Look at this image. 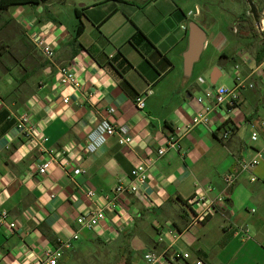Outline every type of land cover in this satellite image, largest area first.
<instances>
[{"label":"crops","instance_id":"obj_1","mask_svg":"<svg viewBox=\"0 0 264 264\" xmlns=\"http://www.w3.org/2000/svg\"><path fill=\"white\" fill-rule=\"evenodd\" d=\"M48 6L13 7L15 17L31 22L28 34L37 24L55 25L49 35L54 57L45 60L23 47L20 60L0 69V211L18 224L16 232L0 228V264H21L74 231L78 239L57 264H145L151 252L164 255L157 264H264V74L257 70L264 65V18L259 16L260 28L240 16L242 9L234 11L237 20L223 15L209 24L202 18L199 25L210 31L185 76L187 22L197 17V7L187 14L173 0H90L74 5L77 20L64 23L61 7L52 12ZM239 22L244 29L237 31ZM60 65L75 68L77 88L55 81ZM238 72L254 83L240 89V102L219 105L208 124L194 126L178 139L179 147L157 156L176 126L208 106L205 91L232 87ZM146 89L151 94L139 110L134 97ZM23 112L41 127L54 156H67L83 171L53 164L38 174L36 166L48 156L29 147L16 127ZM103 119L130 142L120 145L115 134L85 151L88 135ZM223 131L229 132L226 139ZM257 156L252 171L241 170L242 159ZM147 158L153 164L139 193L122 195L119 209L106 211L93 230L79 229L77 216L103 203L86 189L110 195ZM228 174L234 180L226 186ZM207 186L209 196L222 194L225 202L189 227L186 200Z\"/></svg>","mask_w":264,"mask_h":264},{"label":"built area","instance_id":"obj_2","mask_svg":"<svg viewBox=\"0 0 264 264\" xmlns=\"http://www.w3.org/2000/svg\"><path fill=\"white\" fill-rule=\"evenodd\" d=\"M17 18V19H16ZM16 21L22 26L26 35L34 45L35 49L45 60H51L54 57L55 49L49 41V35L52 30L55 28V25L51 24H37L32 31V34H28L30 30L29 20L18 14L15 17ZM183 29H186V26H182ZM237 69V65L234 66ZM261 74H264V65L257 69ZM55 81L61 85L72 86L77 88L79 86V80L75 71V68L72 65H60L56 68ZM252 89L254 83L247 81L245 76L239 72L234 76V85L232 87H226L219 85L217 87H212L209 90H206L204 93V98L208 101V106L204 108L203 112L198 113L195 116L190 117L184 124L175 127V134L168 138L164 147L157 149V156H160L164 153L166 148H177L178 139L184 134L189 132L194 126L199 124H208L212 118V113L214 110L221 104L227 102L230 106H234L240 102V89L242 87ZM151 94L149 89H146L134 97V104L137 109L142 110L145 106L146 97ZM202 100V99H199ZM63 103H68V98L62 99ZM1 107V102H0ZM112 112L113 110L110 109ZM16 127L26 138V144L29 147H38L42 155H47L48 158H45L36 166V172L40 175H45L49 172L51 165L57 164L61 165L64 170L66 167L72 170L74 174L82 172L83 170L76 165H72V161L67 158V156L60 158V160L52 154V151L47 148L44 143L47 141V137L42 133L41 127L35 125L31 122L30 116L28 113H20L17 117ZM228 131H223L221 138L226 139L228 136ZM117 134V142L120 145L128 144L131 140L129 136L119 135L115 129L114 124L109 122L106 119L101 120L95 127V130L88 135V140L83 146L87 152H93L100 145H102L106 139L112 135ZM252 139L256 138V133H252ZM65 151H70L69 148H66ZM259 157H254L252 159H242L239 162L240 168L243 171H252L254 167L258 164ZM153 160L147 158L137 163L130 171V181L128 183L120 182L114 186L111 194H100L94 188L86 189L85 194L88 197H96L102 199V205L95 207L90 212L86 214H81L77 216L76 223L79 226V229L93 230L97 227L102 221L105 220L106 211H116L120 207L121 196L124 194H138L140 191V186L145 184L148 180L149 169ZM255 177H251V180H255ZM234 180L233 174H228L225 178L226 186L232 184ZM211 189L210 186L207 187H198L196 188L194 194L186 200V206L190 210V219L189 227L202 224L207 218L216 214L219 208L222 207L225 200L222 194L211 197L208 195V191ZM0 228L8 229L11 232H16L18 229V224L16 221L8 219L7 212L2 210L0 211ZM78 239V231L66 239H59L57 243L53 246H48L42 250V252L33 258L25 259L21 264H57L59 258L62 255L63 249H67L71 246L72 241ZM183 258H188V253L184 252L181 254ZM164 258L162 253H147L144 257L145 264H157ZM196 264H202L201 261L197 260Z\"/></svg>","mask_w":264,"mask_h":264},{"label":"rangeland","instance_id":"obj_3","mask_svg":"<svg viewBox=\"0 0 264 264\" xmlns=\"http://www.w3.org/2000/svg\"><path fill=\"white\" fill-rule=\"evenodd\" d=\"M85 1H90V0H49V3H51V6H48L51 11L53 12L54 9H57V6L61 7V11L59 12L61 19H63L64 23L68 22L69 20H77L76 16L73 13V6L78 5L79 2H85ZM92 1V0H91ZM144 1V0H139V2ZM178 5H181L184 7L187 11V14L194 10L195 7H197L198 10V15L197 17L192 16V20H195L198 24H203L202 22L204 19H208V23H212L214 18H219L224 16H228L229 20H237V13L238 10L241 9H247L248 6L244 1L241 0H173ZM233 1L234 3H231ZM261 1V0H260ZM52 7V8H51ZM17 11V8L15 7H10L7 11L5 12H0V16L3 18H12L15 22V13ZM58 10H55V13ZM236 11V12H234ZM190 14V13H189ZM257 15H259L261 18H264V9H261L260 12L257 10ZM258 16V18H260ZM203 18V19H202ZM201 19L203 20L201 22ZM225 19V18H224ZM251 19V18H250ZM1 25V22H0ZM206 31H210L207 29V25L204 26ZM20 28V27H19ZM237 31L243 30V22H239V24H236ZM3 31H0V51L3 53L2 55V61L6 64H9L15 60H20L21 56L16 53V50L18 47H25L21 41L20 38L23 39V35H20L18 33V29L11 28V27H4L1 29ZM22 36V37H21ZM27 47V46H26ZM32 48V47H30ZM5 51H9L5 52ZM13 54L12 56L10 55ZM32 54H39V52L33 51ZM5 60V61H4ZM95 264H100L99 261L95 260Z\"/></svg>","mask_w":264,"mask_h":264},{"label":"trees","instance_id":"obj_4","mask_svg":"<svg viewBox=\"0 0 264 264\" xmlns=\"http://www.w3.org/2000/svg\"><path fill=\"white\" fill-rule=\"evenodd\" d=\"M49 0H0V12H5L7 11L10 7H13V6H18V5H26V4H29V5H38V4H43V3H47ZM258 12L261 11V9H264V4H255ZM247 9H242V12H241V17H247V18H251L250 20L253 21L252 17L247 14ZM78 16V15H76ZM259 16V15H258ZM242 19V18H241ZM0 22H1V25H0V31H3L1 29H3L4 27L8 26V27H11V28H15V29H18V33L20 35H23V39L20 38L21 41L23 44L21 45H24L25 47V50L26 51H35L37 52V50L35 49L34 45L32 44V42L30 41V39L28 38V36L26 35L24 29L22 28V26L15 22L12 18H3L0 16ZM20 27V28H19ZM81 30H82V23L79 22L78 23V26H77V31H76V35L73 37V40L74 42H76V37L77 35H79L81 33ZM136 34L140 35V36H143V34L137 30ZM22 37V36H21ZM77 45L79 46V48H81V44L77 42ZM27 46V47H26ZM32 47V48H30ZM22 47H18L17 50H16V53L19 54L20 56L23 55V52L21 50ZM5 52H8L9 51H5ZM3 53L0 51V69H4L6 67V64L2 61V55ZM10 55L12 56L13 54H11L10 52ZM260 59V58H259ZM5 61V60H4ZM17 60L11 62L12 63H15ZM10 65V64H9Z\"/></svg>","mask_w":264,"mask_h":264},{"label":"water","instance_id":"obj_5","mask_svg":"<svg viewBox=\"0 0 264 264\" xmlns=\"http://www.w3.org/2000/svg\"><path fill=\"white\" fill-rule=\"evenodd\" d=\"M245 2L248 6L247 14L252 17L255 25L260 28V20L255 4L252 0H245ZM205 41V30L195 20H189L187 22V49L183 54V73L185 76L190 75L193 64L198 60Z\"/></svg>","mask_w":264,"mask_h":264},{"label":"flooded vegetation","instance_id":"obj_6","mask_svg":"<svg viewBox=\"0 0 264 264\" xmlns=\"http://www.w3.org/2000/svg\"><path fill=\"white\" fill-rule=\"evenodd\" d=\"M241 1H244L245 2V0H241ZM252 2L254 3V4H264V0H252ZM231 3H234L233 1H231ZM246 3V2H245Z\"/></svg>","mask_w":264,"mask_h":264},{"label":"bare ground","instance_id":"obj_7","mask_svg":"<svg viewBox=\"0 0 264 264\" xmlns=\"http://www.w3.org/2000/svg\"><path fill=\"white\" fill-rule=\"evenodd\" d=\"M262 21V20H261Z\"/></svg>","mask_w":264,"mask_h":264}]
</instances>
